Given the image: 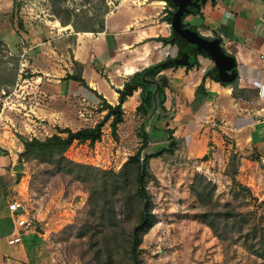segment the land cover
<instances>
[{
    "label": "rangeland",
    "instance_id": "rangeland-1",
    "mask_svg": "<svg viewBox=\"0 0 264 264\" xmlns=\"http://www.w3.org/2000/svg\"><path fill=\"white\" fill-rule=\"evenodd\" d=\"M106 1L111 8L109 14L118 12L122 1L130 5V9L133 8L132 10L141 14L144 12L140 8L150 4L151 16H148L156 21L155 25L168 24L163 22L168 6L155 3L160 0ZM19 2L20 8L15 9L13 0H0V108L5 98L16 89L18 83L22 86L23 79L33 77L34 67L52 66L57 67L61 72L68 70L66 63L69 64V59L73 56L72 48L67 46L73 47L75 39L69 34L91 28L93 24L90 20L94 15H99V20L102 18L100 11L96 9V6L100 4L99 0L85 6L79 0H68L66 5L75 10L73 18L78 27L77 30L72 25L62 26L52 14L50 0H19ZM217 3L230 10L233 9L239 13V16L245 18L251 12L249 9H242L241 4L235 7L231 0H218ZM129 12L131 13L129 21H136L137 14L133 15L132 11ZM109 14L105 17V21ZM253 15L258 14L253 11ZM203 18L188 15L183 24L199 27L202 29L201 32L205 33V30L209 28H201ZM140 19L147 21L146 18ZM140 27L146 28L147 24ZM161 30L160 33H165L164 28ZM211 35L216 36L214 31H211ZM160 36L162 37V34ZM43 51L48 52L44 60L39 57ZM170 52L173 55L176 54L177 48L172 47ZM169 57L163 55L158 63ZM72 69L75 73L78 67L73 63ZM97 70L110 83L108 75L100 67H97ZM13 71L17 72L15 84L7 89L2 84L15 78ZM180 73L182 77L178 75ZM162 75H165L170 82V87L166 90V108L169 111L167 123L169 129L174 130V137L180 144L174 155L165 154L150 162L158 179L157 182L149 185L158 222L144 238L142 245L144 264H255L261 262L249 253L242 242L226 250L223 248L221 242L214 237L203 221L199 203L190 190L195 175L200 173L217 184V201L232 203V181L225 172L231 155L237 153L239 155L237 179L243 186L249 187L252 193V197L244 202L243 210L256 213L254 223L264 228V163L261 155L255 148H244L241 140H238L239 138L225 127L226 122L218 118L212 117L201 122L200 131H194L189 135L186 125L195 122L196 113L192 110L191 94L185 91V86L196 77L188 70L179 72L178 69H167L162 72ZM18 90H21L19 85ZM32 96L33 94H30L29 97ZM12 98L14 99V96ZM103 105V100L95 96H91V99L87 101L81 99L59 101L54 107L62 114L61 119L57 117L61 121H58L56 126L50 127H43L39 120L28 121L26 126L24 120L16 114L18 111L15 112L7 107L3 120L0 121L3 145H7L11 140L9 134L4 136V132L11 130L16 137L21 135L29 139L45 140L56 134L58 128L71 129L74 132L93 128L108 114V111L101 112ZM118 105L115 104L112 107L117 109ZM10 106L16 109L13 107V101ZM122 110L124 122L119 126L118 139L111 133L110 125L114 119L111 117L103 128L100 142L94 145L75 142L67 152V157L77 163L119 171L128 157L134 155L142 145L138 134L143 117L135 110L130 112L127 106L123 105ZM5 116H13L15 121L11 123ZM157 126L164 127V124L158 123ZM167 144L166 136L161 135L151 142L146 152L151 153L155 147H163ZM13 153L15 154L16 150H13ZM209 153V159L203 160ZM18 157L17 155L15 158L16 164L26 165V175L22 178L20 185L28 186L23 199L26 201L30 216L34 219L35 228L40 221H45L49 227L46 234H38L40 238L37 242L33 243L35 234L29 232L23 236V243L18 246H9L4 239V232L0 230V255H2L0 264H5L6 258L10 256L9 252H14L18 258L23 255L25 264H83L79 258V248H74L79 241L72 237L69 242H59L60 237L56 234L65 226L73 224L84 209L87 201L84 187L60 176L48 177L40 173L35 189L31 190L29 185L33 172L43 171L45 167L20 163ZM1 174L6 175V171L2 170ZM10 198L13 200L14 196L10 195ZM55 229L58 232H50Z\"/></svg>",
    "mask_w": 264,
    "mask_h": 264
},
{
    "label": "trees",
    "instance_id": "trees-1",
    "mask_svg": "<svg viewBox=\"0 0 264 264\" xmlns=\"http://www.w3.org/2000/svg\"><path fill=\"white\" fill-rule=\"evenodd\" d=\"M83 6L91 5L95 0H79ZM96 9L99 15H94L90 22L93 26L89 29L77 30L74 22L75 10L70 9L66 3L68 0H50L52 14L60 21L63 27L72 25L77 33H103L106 29L105 17L111 12V8L106 0H99ZM166 2L168 10L163 22L172 24L173 15L177 8L173 0H160ZM264 3V0H261ZM15 9H19V0H13ZM204 8V7H203ZM189 13L182 19L183 28H191L199 32V27L183 24L186 16L203 18L202 10L198 11L195 7L188 8ZM78 16V15H77ZM164 46L177 48L176 58H167L165 61L147 67L134 73L124 84L122 89L117 90L118 108L120 113L112 114V105L100 96L104 105L101 112L108 111L103 121L93 128L72 131L71 129H59L56 134L41 140L38 138H25L17 135L24 146L23 152L19 154L20 163L36 164L38 167L44 166L45 169L33 172L30 189L34 190L39 174L48 177L68 179L71 183L82 185L87 194V201L84 209L77 216L73 224L65 226L56 236L60 237L59 242H69L72 237L79 241L74 248H79V258L83 264H144L142 256V245L144 238L157 225L155 214V204L153 195L149 189L151 183L157 182V176L153 172L150 162L161 158L165 154L174 155L178 150L179 141L174 137V130L169 129L167 123L169 111L166 108V94H161L158 98V112L152 121L149 116L154 108L153 95L156 90L149 85L148 80L157 81L166 90L170 87L169 79L165 75L159 76L167 69L186 68L187 70L200 68L199 56L210 58L208 52L197 51L195 47L182 39L173 30L168 37L154 39ZM1 45V42H0ZM226 52V50L223 49ZM190 56V62L184 66L172 65L153 72L155 67L164 63L174 61L183 57ZM77 72L68 74L63 78L65 81H75L80 86L90 89L86 80L83 78L84 67L77 62ZM16 70V69H15ZM236 79L231 83L223 82L218 69L214 66L209 68L195 91V98L191 103L192 110L196 113L212 97L206 89V81L212 80L225 87L233 89L235 98L250 99L252 95L258 94L251 90H243L238 86L239 74L237 65ZM14 79L2 84L9 88L14 86L17 72L13 71ZM1 86V85H0ZM91 90V89H90ZM140 92V105L136 108V113L143 117L138 136L142 141L140 149L128 157L119 171L104 170L92 165H85L72 161L67 157V152L75 142L80 144L90 143L94 145L101 141L103 128L111 117H114L110 125L111 133L118 139L119 126L124 122L123 105L133 97L136 92ZM2 108V106H1ZM0 108V110H1ZM158 123H163L164 127H158ZM149 132L147 133V128ZM165 135L168 144L163 147H155L153 152L147 153L146 150L151 142ZM2 152L3 150L0 149ZM157 151V152H156ZM210 153L203 160H208ZM239 155H231L226 176L232 181V203H221L216 200L217 184L207 176L197 173L190 186V190L199 203V210L206 226L212 231L223 248L226 250L238 242H242L249 253L264 264V228L254 223L256 213L245 212L244 202L252 197L249 187L243 186L237 179ZM7 192V191H6ZM33 243L39 240V235L35 234Z\"/></svg>",
    "mask_w": 264,
    "mask_h": 264
},
{
    "label": "crops",
    "instance_id": "crops-1",
    "mask_svg": "<svg viewBox=\"0 0 264 264\" xmlns=\"http://www.w3.org/2000/svg\"><path fill=\"white\" fill-rule=\"evenodd\" d=\"M217 1L214 4L207 3L202 9L204 18L201 28H209V30H205L203 33L202 29H199V32L208 37L213 36L211 31H214L215 35L220 37L223 48L236 60L239 88L258 92V94L252 95L250 99L235 98L231 87L207 80L206 89L212 97L196 112L195 122L187 124L186 128L189 129L188 132L191 135L194 131H200L201 122L208 118L223 120L226 122L225 127L233 132L239 138L238 140H241L244 148H255L264 163V3L261 0H231L235 7L241 4L242 9L251 10L252 14L250 12L249 16L245 18ZM155 3L166 4L162 1ZM149 6L150 4H147L140 8L144 12L141 14L132 10L133 8L130 9V5L122 1L118 12L109 14L105 32L69 34L75 39L73 47L67 46V48H72L73 56L70 57L69 64L65 62L68 70L61 72L57 67L53 68L52 66L34 67L33 77L23 79L22 86L18 83L21 90H18V85L15 90L13 89L11 99L13 107L16 108L14 111H18L16 113L19 115L18 117L23 119L25 124L28 121L39 120L43 127H50L56 126L58 121H61L60 115L62 114L54 107L59 101L78 99L87 101L91 99V96H102L107 103L114 106L119 104L116 91L122 89L134 73L157 64L163 55L176 58L177 53L173 55L170 52L171 46H164L162 43L153 41V39L161 37L160 34L162 37L170 36L171 29L170 25L165 23L155 25L156 21L148 16H151ZM129 11H132L133 15L137 14L136 21H129V14L131 15ZM253 11L258 15H253ZM140 18H146L147 21H141ZM151 23L154 25H150ZM144 24H147L146 28L140 27ZM162 28L165 33H160ZM133 29L135 30L133 31ZM164 51L165 53H163ZM47 53L43 51L39 57L44 60ZM198 61L199 69L188 70L196 78L191 79L192 81H189L185 86V91L191 94V103L205 72L214 66L211 58L199 56ZM74 62L84 67L83 78L91 90L80 86L75 81L63 80L66 74L74 73L72 69ZM97 67H100L108 75L110 83L101 75ZM178 71L186 72L187 69L178 68ZM178 75L182 77L181 73ZM29 86L31 88H28ZM30 94L33 96L29 97ZM139 97L140 92L138 91L129 98L124 107L130 108V112L136 111L140 105ZM6 109L0 121L3 120ZM5 117L11 123L15 121L13 116ZM5 134H9L11 140L7 145H3L4 140L2 139L0 146V149L3 150V152L0 150V230L4 232V239L7 240L14 229L13 220L8 211V204L12 201L10 195L23 199L28 191V186H13L15 177L12 167L16 164V156L23 152L24 146L12 130L4 132V136ZM13 150H16L15 154ZM2 170L6 171V175L1 174ZM48 227L49 224H47ZM11 229L12 231H10ZM50 232L56 233L58 230H50ZM9 254L5 264H25L23 255L18 258L14 252H9Z\"/></svg>",
    "mask_w": 264,
    "mask_h": 264
},
{
    "label": "water",
    "instance_id": "water-1",
    "mask_svg": "<svg viewBox=\"0 0 264 264\" xmlns=\"http://www.w3.org/2000/svg\"><path fill=\"white\" fill-rule=\"evenodd\" d=\"M209 0H173L177 10L173 15L172 24L170 25L171 31L173 30L176 34H178L182 39L187 41L189 44L193 45L197 51L204 50L209 53L210 58L215 64V67L218 69L223 82L231 83L237 77L236 68V60L233 56L227 55L223 51V47L221 45L220 39L208 40L204 38L199 33L193 31L191 28H183L182 27V19L183 16L189 13L188 6L195 7L198 11H201L203 6H206ZM190 62V56L183 57L180 59H175L174 61L164 63L161 66L155 67L154 71H157L162 68H167L172 65H180L184 66ZM149 85L155 86L156 90L153 95L154 108L152 110L151 115L149 116V121H152L158 112V98L161 94H165V89L162 87L160 83L157 81L148 80ZM113 114L120 113V109H114ZM149 129L147 128V133ZM157 152V151H156ZM26 165L25 164H15L12 167V172L15 177L14 187L20 185L21 180L25 177ZM35 232L39 235H44L47 233V223L45 221H40L36 228Z\"/></svg>",
    "mask_w": 264,
    "mask_h": 264
},
{
    "label": "built area",
    "instance_id": "built-area-1",
    "mask_svg": "<svg viewBox=\"0 0 264 264\" xmlns=\"http://www.w3.org/2000/svg\"><path fill=\"white\" fill-rule=\"evenodd\" d=\"M3 94L6 93L3 92ZM11 96L12 95L7 96L2 104V109L0 111V119L2 117L4 110L7 107L9 109L15 110L10 106L12 103ZM1 144H2V134L0 129V146ZM25 202L26 201L21 197H16L8 204V211L11 215L14 224L13 232L7 238V243L9 246H17L22 244L23 236L28 234L29 232H32L34 234L36 233L35 225L33 221L34 219L33 217L30 216Z\"/></svg>",
    "mask_w": 264,
    "mask_h": 264
},
{
    "label": "flooded vegetation",
    "instance_id": "flooded-vegetation-1",
    "mask_svg": "<svg viewBox=\"0 0 264 264\" xmlns=\"http://www.w3.org/2000/svg\"><path fill=\"white\" fill-rule=\"evenodd\" d=\"M193 2L194 1H196V0H192ZM199 2L201 1V0H198ZM211 1V3H215L217 0H209V2ZM208 2V3H209ZM191 6H188V8H190ZM193 7V6H192ZM203 9V8H202ZM200 35H202L201 33H200ZM204 38H206V39H208V40H214V39H220V37H218V36H204V35H202ZM221 40V39H220ZM221 45H222V41H221ZM223 47V46H222ZM224 49V48H223ZM225 50V49H224ZM227 52V51H226ZM162 75V73L159 75V76H157V78L158 77H160ZM155 87V86H154ZM156 88V87H155Z\"/></svg>",
    "mask_w": 264,
    "mask_h": 264
}]
</instances>
